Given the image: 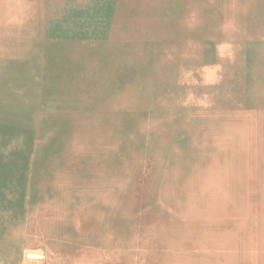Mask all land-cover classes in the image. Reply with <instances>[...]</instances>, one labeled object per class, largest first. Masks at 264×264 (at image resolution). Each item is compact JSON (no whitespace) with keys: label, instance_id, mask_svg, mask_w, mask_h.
Masks as SVG:
<instances>
[{"label":"rangeland","instance_id":"obj_1","mask_svg":"<svg viewBox=\"0 0 264 264\" xmlns=\"http://www.w3.org/2000/svg\"><path fill=\"white\" fill-rule=\"evenodd\" d=\"M261 44L264 0H0V264H264Z\"/></svg>","mask_w":264,"mask_h":264},{"label":"crops","instance_id":"obj_2","mask_svg":"<svg viewBox=\"0 0 264 264\" xmlns=\"http://www.w3.org/2000/svg\"><path fill=\"white\" fill-rule=\"evenodd\" d=\"M251 54V52H250ZM255 54L258 55L257 51H255ZM259 73L255 71H251V85L249 86V90L247 92V101L245 102V110H253L254 108L259 107V99L260 102L264 100V51H261L259 53ZM252 60V56H251ZM253 69V67H252ZM251 69V70H252ZM247 108V109H246ZM244 109L236 112H213V113H201L198 114L199 116H196L197 119L199 118H215V117H227V116H233L237 115L238 113H241ZM244 110V111H245ZM2 249L0 248V257L2 256L1 254Z\"/></svg>","mask_w":264,"mask_h":264},{"label":"bare ground","instance_id":"obj_3","mask_svg":"<svg viewBox=\"0 0 264 264\" xmlns=\"http://www.w3.org/2000/svg\"><path fill=\"white\" fill-rule=\"evenodd\" d=\"M48 3V2H47ZM172 8V7H171ZM172 10V9H171ZM175 11V10H174ZM173 12V11H172ZM170 13V12H169ZM76 19H78V18H76ZM81 20V19H80ZM43 43V42H42ZM71 43V42H70ZM28 44H30V43H28ZM35 44V43H34ZM68 45V44H67ZM70 46V45H69ZM52 48H54V47H52ZM56 48V47H55ZM41 49H43V48H41ZM40 49V50H41ZM47 49V48H46ZM50 50H51V48H50ZM255 51H257V53H258V55L257 54H255ZM261 51H264V44H261L260 46L259 45H256V46H254L253 48H251V54H250V56H249V58H250V62H251V65H252V67H253V69H252V71H255V72H257V73H259V58H258V56H259V53L261 52ZM47 52V51H46ZM49 53H51V52H49ZM25 54V53H24ZM42 55V54H41ZM251 56H252V60H251ZM33 57V56H32ZM244 58V57H243ZM34 59V58H33ZM32 59V60H33ZM31 62H33V61H31ZM36 64V63H35ZM34 64V65H35ZM47 64H48V62H47ZM43 66V65H42ZM47 67V66H46ZM34 68V67H33ZM41 68V67H40ZM43 68V67H42ZM37 72V71H36ZM35 72V73H36ZM39 72H40V70H39ZM48 82V81H47ZM68 89V88H67ZM33 90V89H32ZM35 90V89H34ZM66 91H68V90H66ZM58 92V91H57ZM30 94V93H29ZM39 94V93H38ZM36 95H37V91H36ZM41 95V94H40ZM31 96V95H30ZM47 96V95H46ZM61 96V95H60ZM63 97H64V95H62ZM35 97V96H34ZM66 97V96H65ZM35 99H36V97H35ZM34 99V100H35ZM32 100V99H31ZM79 100V99H78ZM67 101V100H66ZM35 102V101H34ZM78 102V101H77ZM34 104V103H33ZM79 104V103H78ZM65 106V105H64ZM72 107V106H71ZM77 107V106H76ZM75 108V107H74ZM121 142H123V141H121ZM21 157V156H20ZM21 160V159H20ZM22 163V162H21ZM20 164V163H19ZM22 166V165H21ZM3 178V177H2ZM49 181V180H48ZM8 182V181H7ZM5 184V183H4ZM7 184V183H6ZM49 185V184H48ZM5 186H7V185H5ZM12 187V186H11ZM36 187V186H35ZM46 187V186H45ZM9 188V187H8ZM14 188V187H13ZM11 190V189H10ZM9 190V191H10ZM17 190V189H16ZM15 190V191H16ZM21 190V189H20ZM12 191V190H11ZM5 192V191H4ZM13 192V191H12ZM3 193V192H2ZM17 193H18V191H17ZM19 194V193H18ZM10 195V194H9ZM8 195V196H9ZM53 196V195H52ZM21 199V198H20ZM19 199V200H20ZM5 200V199H4ZM16 200V199H15ZM5 202H6V200H5ZM35 202V201H34ZM18 205H19V203H18ZM20 206V205H19ZM2 208V207H1ZM7 208V207H6ZM5 208V209H6ZM8 208H9V206H8ZM16 209V208H15ZM18 211V210H17ZM5 212H7V211H5ZM4 212V213H5ZM1 214V213H0ZM7 218V217H6ZM3 219V218H2ZM62 229V228H61ZM73 230V229H72ZM75 233V232H74ZM69 234V233H68ZM60 237V236H59ZM63 239V238H62ZM47 243V242H46ZM48 244V243H47ZM182 244V243H181ZM206 244V243H205ZM177 245V244H176ZM183 245V244H182ZM196 245V244H195ZM201 245V244H200ZM201 246H203V245H201ZM205 247V246H204ZM174 248V247H173ZM190 248V247H189ZM184 249V248H183ZM182 249V250H183ZM186 249H188V248H186ZM194 249V248H193ZM210 249V248H209ZM52 250V249H51ZM198 250V249H197ZM206 250H208V249H206ZM206 250H204V251H206ZM189 251V250H188ZM194 252V251H193ZM210 252V251H209ZM197 253H199V252H197ZM185 254V253H184ZM175 255V254H174ZM181 255V254H180ZM184 256H188V255H184ZM200 256V255H199ZM207 256V255H206ZM210 256H211V254H210ZM209 256V257H210ZM196 256H194V258H195ZM202 257V256H201ZM204 258V257H203ZM207 258V257H206ZM230 258V257H229ZM177 259V258H176ZM181 259V258H180ZM211 259V258H210ZM209 259V260H210ZM221 259V258H220ZM198 260V259H197ZM204 260V259H203ZM206 260V259H205ZM212 260V259H211ZM178 261H180V260H178ZM192 261V260H191ZM194 261V260H193ZM11 263H12V261H10ZM186 262V261H185ZM184 261H183V263H185ZM188 263H189V261H187ZM209 262V261H208ZM191 263V262H190ZM189 263V264H190ZM203 263V262H202ZM228 263V262H227ZM231 263H233V262H231ZM173 264V263H172ZM204 264V263H203ZM211 264V263H210ZM233 264H235V262L233 263Z\"/></svg>","mask_w":264,"mask_h":264},{"label":"water","instance_id":"obj_4","mask_svg":"<svg viewBox=\"0 0 264 264\" xmlns=\"http://www.w3.org/2000/svg\"><path fill=\"white\" fill-rule=\"evenodd\" d=\"M30 257H33V256H30Z\"/></svg>","mask_w":264,"mask_h":264}]
</instances>
